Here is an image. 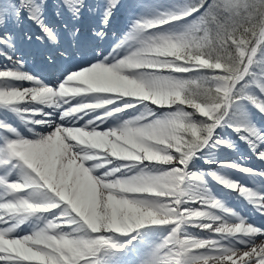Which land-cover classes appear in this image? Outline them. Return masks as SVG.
I'll list each match as a JSON object with an SVG mask.
<instances>
[{
    "label": "snow or ice",
    "instance_id": "1",
    "mask_svg": "<svg viewBox=\"0 0 264 264\" xmlns=\"http://www.w3.org/2000/svg\"><path fill=\"white\" fill-rule=\"evenodd\" d=\"M121 6L103 0L105 27ZM132 6L140 11L109 55L67 69L53 86L23 70L16 55L15 29L25 22L41 33L27 40L59 44L49 0H0V57L10 62L0 68V109L31 133L0 118V264H125L139 245L138 264H264L256 243L264 225L227 208L189 168L206 148L235 147L217 132L225 128L264 160V128L252 118V109L264 116V0ZM56 7L79 20L88 5L59 0ZM79 33L74 27L76 40ZM129 109L132 118L102 127ZM219 165L264 177L231 161ZM208 175L264 215V194ZM33 217L43 226L25 231ZM154 229L162 231L151 239Z\"/></svg>",
    "mask_w": 264,
    "mask_h": 264
},
{
    "label": "bare ground",
    "instance_id": "2",
    "mask_svg": "<svg viewBox=\"0 0 264 264\" xmlns=\"http://www.w3.org/2000/svg\"><path fill=\"white\" fill-rule=\"evenodd\" d=\"M91 3H95V0H89ZM101 1V0H99ZM166 3H170L169 1H167ZM127 4V0H122V5ZM119 7L115 12H114V17H118L119 16V12L120 11ZM103 14V13H102ZM102 14H100V19L98 21H95L94 19L91 20V22L89 24L87 23H83V24H77L75 21H72L70 23L73 24L75 27H78L80 29V33H79V37L76 40V38L73 37L72 32H61L58 31L60 34V42L58 45H51L48 43H42L40 41H36L35 39L29 41L26 39V36L19 38L17 37V52L16 55L20 56L21 58L24 59L25 64H24V69L25 71H28L29 73L36 75V73H42L44 74V76L47 79V84L50 85H55L61 78L62 75L66 72L67 69L69 68H73L82 64H87L89 62H94L96 59L98 58H103L105 56H108L109 53L112 51V49L115 47V45L118 43V41L120 39H122L126 33L128 32L129 28H130V24H131V18L130 20L128 19H111V23L105 27L102 23H101V19H102ZM87 24V25H86ZM116 24V25H115ZM118 24V25H117ZM69 25V24H68ZM95 28H104L106 35L103 39H98L95 37L94 32H95ZM40 31L39 29L34 30L31 34L28 35H40ZM113 34V36H111ZM18 36V35H17ZM80 44V45H78ZM78 46L82 49H79ZM74 50L75 52H77V55H81V53H83V51H86L84 53V56H81V58H79L78 60H75L71 57L72 53L71 51ZM99 51L100 52V56L98 57L96 52L94 51ZM81 51V53H80ZM61 52H67V53H71V54H67L68 56H61L60 53ZM126 54V50L125 49H121L119 51V55L123 56ZM50 56H54L55 60L54 61H49V57ZM70 56V57H69ZM67 58V61L70 62L73 59V63H71L68 67L63 66V69H59L58 72L55 70L57 68H55L56 66H54L55 69H53V71L55 70L56 72H50V74L48 72H45V70L42 68V70L38 69L36 65H34V62L37 61H42V62H46V64H58L61 65V61L64 58ZM80 57V56H79ZM30 60V64H27V60ZM82 59V60H81ZM95 59V60H94ZM75 61H77L75 63ZM6 63H10L5 61L2 57H0V68H2ZM75 63V64H74ZM33 66H32V65ZM48 65V66H49ZM35 66V67H34ZM33 67V68H32ZM34 70V71H33ZM37 76V75H36ZM25 87H30L32 86L31 84H29L28 82L24 83ZM79 99V98H77ZM73 103L75 104V101H73ZM34 108H43L44 111H51V109H48L38 103L33 104L32 105ZM21 107H25V105H21ZM155 107V106H153ZM136 114V110L135 109H129L128 112L126 113H120L117 114V116H114L112 118H110L105 125H102V127L104 128H111V127H118L119 124L125 120V119H129L132 118V116H134ZM0 118H7L11 123H13L15 126H17L22 132H24L26 135H28L29 137H31V133L28 132L27 127L24 125V123L21 121V119L16 116L14 113L11 112H6L3 109H0ZM52 119H56V117H51ZM36 119H40L39 116L36 117ZM85 120L87 119V117L84 118ZM84 123V121H79V125H82ZM38 131H45L46 129L44 128L43 125H37L36 126ZM261 149H264V145H261ZM250 161H243L240 158L235 157L233 162L234 163H238L241 165H248L250 167L253 168H257L259 170H263L264 171V160H260L257 158L256 154H251L250 156ZM212 168L207 169L204 167H200L197 166L195 164L192 163V165L190 166V170L191 171H195L198 173H202L204 174V180L206 181V187L211 189V195H213L216 199L222 201L224 203V205L226 207H235L236 205H234L232 202L229 203V201H227V199H231V197H237L240 199L241 203L243 205H245V211H244V216L246 217V221L248 223H252L255 226H262L264 225V215H262L259 211H257L253 205V203H250L249 200L244 197L243 195L240 194V192L235 191V190H230L229 188L221 185L220 183H218L211 175H208V173L210 172H215L218 173L234 182H239L241 185H245L247 186L249 189L262 194L264 191V177H259V176H254V175H250L247 173H244L242 171H239L237 169H233V168H224L221 167L220 165L217 164H212ZM202 168V169H200ZM230 209V208H229ZM254 215H253V214ZM253 215V216H252ZM248 216V217H247ZM232 220L230 222H238L235 221L234 218H231ZM28 222H30V227L27 225ZM28 222H26L22 228L25 231H32L34 230V228L36 226H43L44 224V220L41 218H37V217H33L31 220H29ZM190 231L193 232H199V229H195V228H190ZM158 231H162L159 229H154L153 230V236L151 237V239H155L156 238V233ZM256 243L257 246H264V238L261 237H257L256 238ZM145 251L144 246L139 245L137 247L136 250L131 251V252H127L124 256L125 259V264H128V262H132V264H138L139 262V258L140 256H142L143 252ZM213 264H215V262H213Z\"/></svg>",
    "mask_w": 264,
    "mask_h": 264
},
{
    "label": "rangeland",
    "instance_id": "3",
    "mask_svg": "<svg viewBox=\"0 0 264 264\" xmlns=\"http://www.w3.org/2000/svg\"><path fill=\"white\" fill-rule=\"evenodd\" d=\"M95 1L100 2L99 0H95ZM154 1H155V3H157V2L166 3L167 1H169L170 3L171 2H177V0H154ZM86 2H87L88 7L84 10L83 15L80 17L79 20H73L71 18L70 14H68L67 12H65L63 15L57 14L58 9H57L56 5L59 3V0H49V4L51 5V7H50L49 12H48V22L51 25H53L57 31H61L63 33H65V32L70 33L73 31V29L75 27L73 24L70 25V23L72 21H75L79 25L83 24L84 22L89 24L92 19H94L95 21H98L100 19V14L103 13V0H101L100 5H98V4L95 5V3L89 4V0H86ZM144 2L147 3L145 0H144ZM179 2H183V0H179ZM134 3H135V0H127V4L121 6V8H120L121 12H119L120 14L116 18L119 20L120 19L121 20L122 19L130 20V18L132 19L133 14L139 13V11H140L139 8L132 6ZM114 18L115 17L112 16V19H114ZM67 24H69V25H67ZM65 25H67V27H65ZM10 28H11V26H10ZM36 29H38V28H36L35 25L31 24L30 22H25L19 28L15 29V31L17 32V35H18L17 37L22 38L23 36L25 37L26 35L31 34ZM95 29H97V28H95ZM111 36H113V34ZM78 45H80V44H78ZM78 48H80V47L78 46ZM94 52H96V54L99 53L98 50L97 51L95 50ZM71 53H72V51H71ZM71 53H67V54H71ZM81 55H82V53H81ZM81 55H77V53L73 52L71 57L81 58ZM100 55H99V57H101ZM30 62H31L30 60H27V64H30ZM33 64L36 66L41 64V66H43L46 69H49V71L52 70V68H54L53 67L54 65L57 67L60 66V65H58L60 63L48 66L49 64H46V62H42L40 60L37 62H34ZM61 64H62V61H61ZM41 80H43V79H41ZM161 111H165V110H161ZM252 113H253L252 118L254 119L256 124L259 127L264 128V116H260L258 113L255 112L254 109H252ZM227 130H229L230 132H228ZM217 132L220 135H226L227 137L232 139V141L235 143V147L234 148H223V149L221 147L215 148V149H213V148L205 149L204 153L201 156H199L198 158L194 159L191 162V164L189 165V168L193 163L197 166L210 169L213 167L212 164L219 165L220 161H231V162H233L235 157L240 158L243 161H248V160L250 161L251 160L250 156H251V154H254V151L252 150V148L249 146L248 143H246L244 140L240 139L239 134L233 132V130H231V128L218 129ZM262 145H264V144H262ZM205 158H207L209 160H213V161H215V163L206 164L204 162ZM244 167L253 168V167H250L248 165H244ZM224 168L229 169V167H224ZM200 169H202V168H200ZM254 169H257V168H254ZM261 171H263V170H261ZM263 191H264V189H263ZM262 194H264V192ZM227 201H229L228 204H230V202H232L234 205H236L235 207L230 206L227 208H230L231 210L235 211L236 213L239 214V216L246 218L244 216L245 205H243L241 203L239 198L231 197V199H227ZM27 225L30 227V225H31L30 222H28Z\"/></svg>",
    "mask_w": 264,
    "mask_h": 264
},
{
    "label": "trees",
    "instance_id": "4",
    "mask_svg": "<svg viewBox=\"0 0 264 264\" xmlns=\"http://www.w3.org/2000/svg\"><path fill=\"white\" fill-rule=\"evenodd\" d=\"M221 148L223 149V148H226V147H221ZM207 149H208V148H207Z\"/></svg>",
    "mask_w": 264,
    "mask_h": 264
}]
</instances>
